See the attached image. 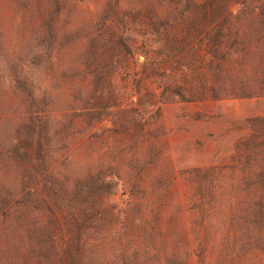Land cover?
Segmentation results:
<instances>
[{
    "label": "rangeland",
    "instance_id": "rangeland-1",
    "mask_svg": "<svg viewBox=\"0 0 264 264\" xmlns=\"http://www.w3.org/2000/svg\"><path fill=\"white\" fill-rule=\"evenodd\" d=\"M0 264H264V0H0Z\"/></svg>",
    "mask_w": 264,
    "mask_h": 264
}]
</instances>
